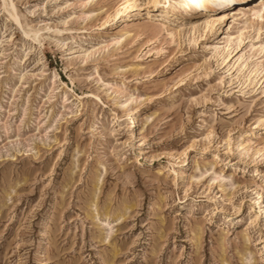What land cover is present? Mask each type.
<instances>
[{
	"label": "rangeland",
	"instance_id": "rangeland-1",
	"mask_svg": "<svg viewBox=\"0 0 264 264\" xmlns=\"http://www.w3.org/2000/svg\"><path fill=\"white\" fill-rule=\"evenodd\" d=\"M173 1L0 0V264H264V3Z\"/></svg>",
	"mask_w": 264,
	"mask_h": 264
},
{
	"label": "bare ground",
	"instance_id": "bare-ground-1",
	"mask_svg": "<svg viewBox=\"0 0 264 264\" xmlns=\"http://www.w3.org/2000/svg\"><path fill=\"white\" fill-rule=\"evenodd\" d=\"M239 1L246 2L249 0H177L173 2H165L162 4L159 10L154 11L150 15H146V17L147 18L154 17V18H157L158 21L163 20L167 17L178 19L184 12H191V11L196 12L199 10L200 11L202 10L204 12L208 10L215 11V10L224 9L226 7H229V5L235 2H239ZM260 1L264 3V0H260ZM251 3L255 4L256 2L253 1ZM243 7L244 5H241L240 7L241 10L244 9ZM262 9L264 10V5H262L259 10H256L255 7L252 8L250 10V17L255 18L259 16ZM241 14H243V12H241ZM222 18H223L222 15L215 16L214 17L215 23L216 24L220 23Z\"/></svg>",
	"mask_w": 264,
	"mask_h": 264
}]
</instances>
